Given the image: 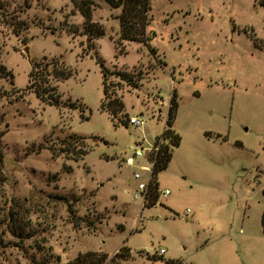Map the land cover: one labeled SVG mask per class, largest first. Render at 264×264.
<instances>
[{
    "label": "rangeland",
    "instance_id": "rangeland-1",
    "mask_svg": "<svg viewBox=\"0 0 264 264\" xmlns=\"http://www.w3.org/2000/svg\"><path fill=\"white\" fill-rule=\"evenodd\" d=\"M1 1L0 64L11 75L0 77V222L10 211L14 220L0 228V264L111 258L123 245L131 255L122 264H264L261 0H152L147 44L121 38L122 9L107 0H94L106 33L92 41L73 0ZM56 58L72 69L68 79L54 76ZM124 69L141 76L138 87L112 73ZM104 88L125 104L116 119L101 109ZM175 91L181 144L158 175L170 194L142 208L125 158L139 141L173 140L165 129ZM135 115L144 126L130 123Z\"/></svg>",
    "mask_w": 264,
    "mask_h": 264
},
{
    "label": "trees",
    "instance_id": "trees-1",
    "mask_svg": "<svg viewBox=\"0 0 264 264\" xmlns=\"http://www.w3.org/2000/svg\"><path fill=\"white\" fill-rule=\"evenodd\" d=\"M75 6L80 11V13L84 17V21L82 23L83 26V34L88 36V40L92 41L94 39H98L102 37L106 33L105 26L102 22L96 21L93 18V11L95 2L94 0H73ZM110 5L113 7H120L122 9L121 13L118 15V19L120 20L121 24V38L123 40H135L143 42L144 44H147V41L150 40V36L148 34V26L151 22V9H152V0H107ZM2 3V1L0 0ZM261 4L264 6V0H261ZM68 29V28H67ZM71 33L76 34L80 32V28L76 24H71L70 28L68 29ZM119 43L121 44L120 40ZM151 50L155 52L157 49L154 47H151ZM48 64H53L55 66V70L53 72L54 76L58 79H68L73 73L72 69L68 68V66L60 61L59 58H56L53 62ZM103 66V74L104 79H106L109 69L102 63ZM36 67H41L40 63H37ZM47 68V67H46ZM50 72V71H49ZM46 75H48V73ZM52 73V71L50 72ZM113 74H117L121 77L125 82L128 84L138 87L139 86V76L136 72H131L129 70H117L112 72ZM35 75L36 70L31 71L30 75ZM11 75V72L7 70L5 65L0 64V77H8ZM47 79V80H46ZM46 79L44 81L48 82L49 78L46 76ZM29 89H34L33 91L36 93V95L43 101H46L45 94L47 89L42 88L39 84L30 83ZM56 90V88H54ZM107 90L104 88V95L105 99L102 101L101 109L107 110L109 114H111L115 119L118 117L119 113L125 108V104L123 101L119 99L109 100L107 95ZM4 94L0 92V101L3 99ZM178 93L175 91L171 97V105L169 107L168 112V119L166 122L167 128L165 129V133L167 135V138H172L173 142L170 141V143H161V147L159 151L157 152L156 156V163L153 170V178L150 183V198L148 200V206H154L159 202L160 198V183L158 180L159 173L168 167L169 163L172 160L173 157V147H177L181 144V135L175 130L174 128V122L177 116L178 112ZM51 101H53V104H57L59 101V95L55 98L52 97ZM1 136L2 132H0V196H4V185L7 180V175L5 173V164H4V152L1 148ZM73 138L75 141L82 140V136H76ZM65 141V140H64ZM172 142V143H171ZM158 143V141H156ZM171 145L173 146L171 148ZM71 146V145H70ZM74 147V146H73ZM75 150V147L72 148ZM52 151L57 152L60 154V151H58L55 147L52 148ZM79 154V152H77ZM87 152L85 150L80 151L79 156L85 155ZM7 220V224L9 227H11V223L14 220L13 213L10 211L8 214L5 215L3 218ZM5 220L0 222V228L5 223ZM262 224L264 227V213L262 215ZM4 231V230H2ZM1 231V232H2ZM2 238L0 239V241ZM131 255V249L127 245L121 246L119 251H117L111 258L109 256V253L107 252H101V251H87V252H80L75 258L67 261L62 262L60 264H105L109 261L108 264H122V262L126 259H128ZM153 258H156L157 255L154 254L151 256ZM110 259V260H109ZM181 260H171L170 264H181Z\"/></svg>",
    "mask_w": 264,
    "mask_h": 264
},
{
    "label": "built area",
    "instance_id": "built-area-1",
    "mask_svg": "<svg viewBox=\"0 0 264 264\" xmlns=\"http://www.w3.org/2000/svg\"><path fill=\"white\" fill-rule=\"evenodd\" d=\"M130 123L142 127L145 124V119L142 116H131ZM161 143L149 142L147 145H143L142 142H138L134 147L133 152L126 156L125 163L129 166L135 167L133 174L134 179L137 182L136 189L134 191V199L139 200L141 207H147L148 200L150 198V183L153 178V170L156 163L157 152L160 149ZM170 194L168 188L161 190L160 198L167 197ZM166 253L165 248H161L159 254L164 255Z\"/></svg>",
    "mask_w": 264,
    "mask_h": 264
},
{
    "label": "water",
    "instance_id": "water-1",
    "mask_svg": "<svg viewBox=\"0 0 264 264\" xmlns=\"http://www.w3.org/2000/svg\"><path fill=\"white\" fill-rule=\"evenodd\" d=\"M25 51L28 54V56H30V51H29V48L28 47H26Z\"/></svg>",
    "mask_w": 264,
    "mask_h": 264
},
{
    "label": "crops",
    "instance_id": "crops-1",
    "mask_svg": "<svg viewBox=\"0 0 264 264\" xmlns=\"http://www.w3.org/2000/svg\"><path fill=\"white\" fill-rule=\"evenodd\" d=\"M159 180V179H158ZM172 260H174L173 258H171Z\"/></svg>",
    "mask_w": 264,
    "mask_h": 264
}]
</instances>
